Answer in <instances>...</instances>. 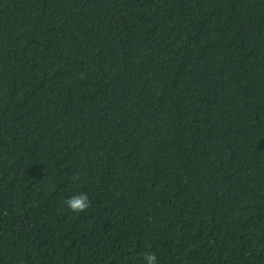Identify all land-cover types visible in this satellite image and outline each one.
Masks as SVG:
<instances>
[{"label":"trees","instance_id":"trees-1","mask_svg":"<svg viewBox=\"0 0 264 264\" xmlns=\"http://www.w3.org/2000/svg\"><path fill=\"white\" fill-rule=\"evenodd\" d=\"M147 253L264 264V0H0V264Z\"/></svg>","mask_w":264,"mask_h":264},{"label":"clouds","instance_id":"clouds-1","mask_svg":"<svg viewBox=\"0 0 264 264\" xmlns=\"http://www.w3.org/2000/svg\"><path fill=\"white\" fill-rule=\"evenodd\" d=\"M79 175H75L73 180H79ZM67 207L73 212H83L87 210L90 206V200L86 193H79L71 196L65 201ZM144 259L147 261V264H157V257L154 253H147L144 255Z\"/></svg>","mask_w":264,"mask_h":264}]
</instances>
